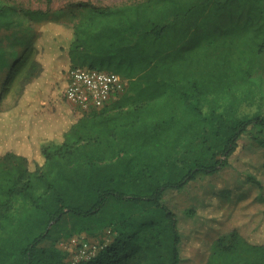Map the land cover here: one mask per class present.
<instances>
[{"label":"trees","instance_id":"1","mask_svg":"<svg viewBox=\"0 0 264 264\" xmlns=\"http://www.w3.org/2000/svg\"><path fill=\"white\" fill-rule=\"evenodd\" d=\"M52 24L71 29L60 48L69 69L117 73L128 87L65 132L41 138L37 161L23 151L0 155V264H180L177 216L163 204L165 193L217 174L246 132L264 131L254 76L264 54V0L81 3L54 11L0 1V78L4 90L19 86L28 114L47 95L46 81L64 72L57 55L45 61L36 47ZM60 101L52 114L66 106ZM21 128L14 133L25 148ZM66 219L74 224L63 238L107 236L96 255L68 260L54 234ZM259 229L250 238L237 230L219 237L205 264H264Z\"/></svg>","mask_w":264,"mask_h":264},{"label":"rangeland","instance_id":"2","mask_svg":"<svg viewBox=\"0 0 264 264\" xmlns=\"http://www.w3.org/2000/svg\"><path fill=\"white\" fill-rule=\"evenodd\" d=\"M3 3L20 9L58 10L70 6L87 3L95 6H120L137 3L142 0H0ZM72 37L71 29L60 25H48L44 28V35L37 41L36 47L45 61L61 64L63 73L52 76L46 81L49 91L47 95L39 97L37 109L38 118L52 114L60 100H64L63 91L66 83L65 74L69 70L68 56L61 51L67 46ZM261 82L264 97V54L262 65L254 75ZM4 78H0V155L8 151H23L22 142L18 135L22 130H35L34 126L27 128L26 122L33 125L30 114L24 109L19 99V86L17 84L4 90ZM23 102V103H22ZM34 104L35 99L31 100ZM66 102V101H65ZM62 103V102H61ZM82 112L75 110L77 118ZM264 115V100L262 105ZM36 117V116H35ZM36 118H34L35 123ZM13 131V133H12ZM34 132V131H33ZM264 131L254 128L246 132L240 139L239 150L230 158V165L214 175H200L195 181L183 189L167 191L163 204L171 209L177 216L178 228L181 236L180 264H205L213 243L221 236L233 230L239 231L243 236L250 238L262 234L264 229ZM32 143V142H31ZM27 153L37 161L41 153L40 144L34 142ZM27 154V155H28ZM73 221L66 219L64 229H55V238L45 242L46 246L56 244L68 256L69 261L81 259V243L88 242L91 248L98 251L106 235H87L86 233L69 239L64 234L73 229ZM259 232V233H260ZM260 234V235H261ZM78 241L73 243V238ZM58 238V239H59Z\"/></svg>","mask_w":264,"mask_h":264},{"label":"built area","instance_id":"3","mask_svg":"<svg viewBox=\"0 0 264 264\" xmlns=\"http://www.w3.org/2000/svg\"><path fill=\"white\" fill-rule=\"evenodd\" d=\"M64 99L81 112L100 110L118 100L128 87V80L113 72L88 67L70 68L65 74ZM77 237L72 242L76 243ZM81 259L96 255L86 241L81 243ZM77 260V261H79ZM75 261V262H77Z\"/></svg>","mask_w":264,"mask_h":264},{"label":"crops","instance_id":"4","mask_svg":"<svg viewBox=\"0 0 264 264\" xmlns=\"http://www.w3.org/2000/svg\"><path fill=\"white\" fill-rule=\"evenodd\" d=\"M65 103L66 106H63V108L59 109L60 111H58V113L47 116L46 121H44L43 119L41 123L38 120H35L34 123V118L37 119V117L35 116H37L39 113V110L37 108L34 110V112L30 113V118H32V116L34 117L31 121L33 122V125H30L29 121H27L25 125L28 126L27 128L34 126L35 130H33V132L32 130L26 129L27 133L24 141L27 142V146L23 149L25 155L28 154L27 150L32 146L31 144H35L34 142L41 144V138H43L46 134L50 132H65L75 123V110L78 109L70 105L67 101ZM28 156H30V154H28Z\"/></svg>","mask_w":264,"mask_h":264}]
</instances>
